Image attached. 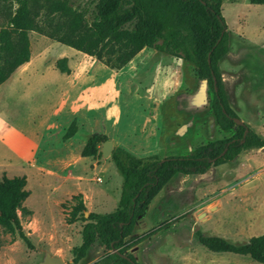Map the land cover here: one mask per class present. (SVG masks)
<instances>
[{
	"label": "rangeland",
	"instance_id": "obj_1",
	"mask_svg": "<svg viewBox=\"0 0 264 264\" xmlns=\"http://www.w3.org/2000/svg\"><path fill=\"white\" fill-rule=\"evenodd\" d=\"M81 1V0H80ZM228 54L219 72L230 107L264 139V5L223 0ZM30 62L0 87V177L26 176L28 198L19 213L32 248L1 237L0 264H39L45 255L73 264L83 222L67 225L61 205L82 194L86 216L118 208L122 177L111 156L82 157L92 134L105 136L112 153L135 158L189 155L228 138L216 125L213 92L192 63L142 50L122 69L29 33ZM66 58L70 70L56 62ZM74 123V135H64ZM197 232L243 244L264 234V152L243 151L232 163L203 175H177L137 220L128 252L137 264H259L249 257L213 253ZM108 254L96 241L79 264H101Z\"/></svg>",
	"mask_w": 264,
	"mask_h": 264
},
{
	"label": "trees",
	"instance_id": "obj_2",
	"mask_svg": "<svg viewBox=\"0 0 264 264\" xmlns=\"http://www.w3.org/2000/svg\"><path fill=\"white\" fill-rule=\"evenodd\" d=\"M223 0H0V86L31 58L29 33L67 46L96 60L122 69L143 49L192 63L199 80L213 92L212 112L221 131L234 130L228 138L196 147L186 156L142 160L122 149L111 159L122 177L118 208L108 214L89 213L82 194L61 205L65 223L83 222L81 243L72 250L79 264L96 241L108 254L101 264H137L128 250L141 238H133L137 220L153 199L177 175H203L212 167L234 162L248 149H261L264 139L239 119L229 105L219 61L228 54V31L222 16ZM264 5V0H250ZM66 58L57 69L70 73ZM75 133L72 123L64 135ZM105 136L92 134L81 156L94 157ZM26 176L0 177L1 237L19 238L28 248L31 241L21 225L19 213L29 216L22 205L29 196ZM200 245L213 253H231L264 264V234L243 244L197 232Z\"/></svg>",
	"mask_w": 264,
	"mask_h": 264
},
{
	"label": "water",
	"instance_id": "obj_3",
	"mask_svg": "<svg viewBox=\"0 0 264 264\" xmlns=\"http://www.w3.org/2000/svg\"><path fill=\"white\" fill-rule=\"evenodd\" d=\"M235 123L237 125L241 124V120L236 119ZM112 143L110 141H105L103 142V147L101 150V154L104 158H107L108 156H111L112 154ZM261 151L264 152V147L261 148ZM39 264H66L65 261L58 256H52V255H45V257L43 258V260L39 263Z\"/></svg>",
	"mask_w": 264,
	"mask_h": 264
},
{
	"label": "crops",
	"instance_id": "obj_4",
	"mask_svg": "<svg viewBox=\"0 0 264 264\" xmlns=\"http://www.w3.org/2000/svg\"><path fill=\"white\" fill-rule=\"evenodd\" d=\"M145 49H146V48H145ZM143 50H144V49H143ZM136 56H137V55H136ZM136 56H135V57H136ZM135 57H134V58H135ZM30 59H31V58H30ZM132 60H133V59H132ZM29 62H30V61H29ZM29 62H28V63H29ZM28 63L24 64L23 66L27 65ZM129 63H130V62H129ZM23 66H21V67H23ZM21 67H20V68H21ZM20 68H18V69H20ZM18 69H17V70H18ZM16 72H17V71H16ZM16 72H15V73H16ZM15 73H14V74H13L8 80H7L4 84H2V85L4 86L9 80L13 79L12 77L15 75ZM2 85H1V86H2ZM1 86H0V87H1ZM248 127L250 128V123H248ZM250 129H251V128H250ZM260 150H261V149H260ZM72 196H73V195H72ZM69 200H70V199H69ZM67 201H68V200H67ZM83 201H84V199H83ZM65 202H66V201H65ZM65 202H64V203H65ZM84 205H85V203H84ZM147 208H148V207H147ZM112 212H113V211H112ZM96 214H99V213H96ZM84 216L87 217V216H86V212H85ZM140 217H141V216H140ZM140 217H139V218H140ZM139 218H138V219H139ZM74 224H75V223H74ZM136 224H137V223H136ZM135 227H136V226H135ZM81 228H82V227H81ZM134 229H135V228H134Z\"/></svg>",
	"mask_w": 264,
	"mask_h": 264
}]
</instances>
